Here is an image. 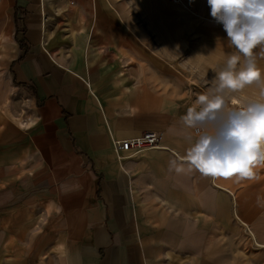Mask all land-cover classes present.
Listing matches in <instances>:
<instances>
[{
	"label": "crops",
	"instance_id": "crops-1",
	"mask_svg": "<svg viewBox=\"0 0 264 264\" xmlns=\"http://www.w3.org/2000/svg\"><path fill=\"white\" fill-rule=\"evenodd\" d=\"M182 2L0 0V59L31 104L0 117V254H17L0 264H203L202 233L172 228L236 218L232 180L169 170L195 139L172 91L202 27L186 18L210 15ZM147 132L165 148L117 159L112 140Z\"/></svg>",
	"mask_w": 264,
	"mask_h": 264
},
{
	"label": "rangeland",
	"instance_id": "rangeland-1",
	"mask_svg": "<svg viewBox=\"0 0 264 264\" xmlns=\"http://www.w3.org/2000/svg\"><path fill=\"white\" fill-rule=\"evenodd\" d=\"M171 2L183 5L182 0L181 3L174 0ZM201 2L203 8L208 6L207 0H201ZM189 12L191 15L189 14L186 18L187 24L190 26L201 24L202 27H196L200 30L194 31L191 28L187 29L184 51L180 53L176 64L182 74L180 75L182 87L172 90L175 100L185 112L193 105L198 95L207 93L215 86L216 74L223 70L228 56L236 53V49L227 39L222 24L217 23L211 14L195 12L194 8H191ZM261 47L264 46L254 49V55L258 67L264 70V56L260 54ZM15 87L16 84L9 79L0 59V117L10 118L13 122L26 121L31 115L29 96ZM262 90H264V78L253 82L239 92L229 93V105L239 108L247 102H264ZM234 100L238 103L234 104ZM228 179L232 180L239 192L237 216L239 215L242 222L237 216V219L235 218V213L227 218L224 210L219 215L227 219L179 222L178 227L174 226L172 229H186L187 242L191 239L189 230H193L196 234L202 233L200 239L203 264H264V248H262L264 245V164L255 169V176L251 179L237 180L234 176ZM214 183L219 184L216 179ZM238 200L235 197L236 204ZM27 220L19 222L16 218L11 223L16 227L25 225L32 229L33 221ZM9 224L7 220V227ZM2 227L3 223L0 221V230ZM10 246L12 252L0 254L1 259L9 260L17 255L13 251L15 250L13 243ZM27 254L30 255L28 248Z\"/></svg>",
	"mask_w": 264,
	"mask_h": 264
},
{
	"label": "clouds",
	"instance_id": "clouds-1",
	"mask_svg": "<svg viewBox=\"0 0 264 264\" xmlns=\"http://www.w3.org/2000/svg\"><path fill=\"white\" fill-rule=\"evenodd\" d=\"M207 3L236 53L228 56L225 67L216 74L215 86L198 95L181 117L187 128L195 130V139L183 157L170 159L169 170L196 171L213 180L251 179L264 164V102H247L236 108L229 105L228 96L264 78L254 55V49L264 46V0ZM260 54L264 56V47Z\"/></svg>",
	"mask_w": 264,
	"mask_h": 264
},
{
	"label": "built area",
	"instance_id": "built-area-1",
	"mask_svg": "<svg viewBox=\"0 0 264 264\" xmlns=\"http://www.w3.org/2000/svg\"><path fill=\"white\" fill-rule=\"evenodd\" d=\"M181 3V0H174ZM162 134L147 132L143 135L128 140H112V148L119 161L132 158L142 152L165 148L161 146Z\"/></svg>",
	"mask_w": 264,
	"mask_h": 264
},
{
	"label": "bare ground",
	"instance_id": "bare-ground-1",
	"mask_svg": "<svg viewBox=\"0 0 264 264\" xmlns=\"http://www.w3.org/2000/svg\"><path fill=\"white\" fill-rule=\"evenodd\" d=\"M235 101V103L234 104H236V103H238V101H236V100H234ZM215 184V183H214ZM216 185V184H215ZM218 185V187H221V185H219V184H217ZM238 217V216H237ZM238 220H240L241 221V219L238 217ZM242 222V221H241ZM244 225H245V223H243ZM246 226V225H245ZM262 248H264V245H262Z\"/></svg>",
	"mask_w": 264,
	"mask_h": 264
}]
</instances>
